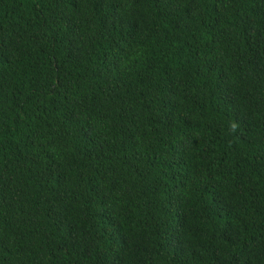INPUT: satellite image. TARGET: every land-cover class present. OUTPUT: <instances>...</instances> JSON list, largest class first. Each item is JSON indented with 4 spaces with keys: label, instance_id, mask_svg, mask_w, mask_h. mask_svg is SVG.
Returning <instances> with one entry per match:
<instances>
[{
    "label": "trees",
    "instance_id": "1",
    "mask_svg": "<svg viewBox=\"0 0 264 264\" xmlns=\"http://www.w3.org/2000/svg\"><path fill=\"white\" fill-rule=\"evenodd\" d=\"M0 264H264V0H0Z\"/></svg>",
    "mask_w": 264,
    "mask_h": 264
}]
</instances>
